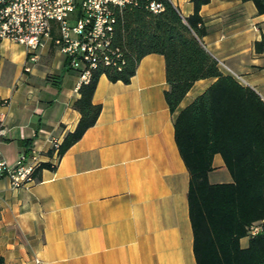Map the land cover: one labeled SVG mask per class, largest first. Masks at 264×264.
<instances>
[{"label":"crops","instance_id":"0c3cea01","mask_svg":"<svg viewBox=\"0 0 264 264\" xmlns=\"http://www.w3.org/2000/svg\"><path fill=\"white\" fill-rule=\"evenodd\" d=\"M182 17L193 0H169ZM202 46L219 70L264 99V13L252 0H208L199 9ZM55 32H53V36ZM44 37L29 63L23 44L0 38V155L13 164L29 139L40 162L34 181L14 188L0 178V256L5 264H196L189 217V171L178 150L174 120L215 78L194 81L171 112L165 59L148 53L128 83L98 78L94 125L58 159L49 154L80 113L79 74ZM236 75L240 76L239 79ZM56 77L58 85L49 80ZM210 183L231 182L220 153ZM259 223V222H258ZM257 223V224H258ZM251 235L240 238L246 247Z\"/></svg>","mask_w":264,"mask_h":264},{"label":"trees","instance_id":"16d2710c","mask_svg":"<svg viewBox=\"0 0 264 264\" xmlns=\"http://www.w3.org/2000/svg\"><path fill=\"white\" fill-rule=\"evenodd\" d=\"M158 1L164 5L158 13L149 10L145 0L115 13L111 48L119 56H113L115 64L100 62L89 81L80 83L73 102L80 118L64 135L58 155L95 124L101 105L92 96L103 73L111 81L128 83L144 55L162 54L169 83L165 98L171 112L194 81L215 78L174 120L175 141L190 175L188 207L196 264H264V231L251 235L246 247L239 242L250 226L264 221V99L222 73L202 46L205 27L199 9L208 0H193L194 11L186 17L169 0ZM252 1L258 13H264V0ZM256 46L260 50L264 43ZM48 79L58 85L56 77ZM31 144L29 139L20 141L25 152ZM52 152L53 147L48 153ZM215 153L221 154L231 182H209L207 173ZM42 167L50 164L40 162L33 177ZM0 264H5L2 256Z\"/></svg>","mask_w":264,"mask_h":264},{"label":"built area","instance_id":"2783aa9c","mask_svg":"<svg viewBox=\"0 0 264 264\" xmlns=\"http://www.w3.org/2000/svg\"><path fill=\"white\" fill-rule=\"evenodd\" d=\"M139 0H0V38L21 43L26 48L28 64L38 60V49L44 37H50L58 51L67 58V66L79 74L80 82H88L91 71L102 62L115 64L119 56L111 48L115 13ZM154 13L163 10L158 0H145ZM53 32L55 35L53 36ZM239 79L240 76L236 75ZM4 101H0V105ZM6 130L0 116V138ZM59 143L53 142V152L58 155ZM40 161L32 144L28 151L20 152L13 164L0 155V178H7L12 187L26 186L34 181L33 172ZM264 221L250 226L248 234L264 231Z\"/></svg>","mask_w":264,"mask_h":264}]
</instances>
